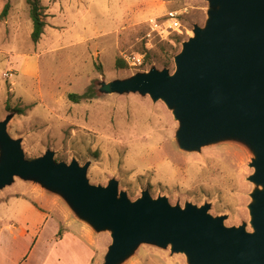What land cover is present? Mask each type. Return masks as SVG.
Here are the masks:
<instances>
[{
	"label": "rangeland",
	"instance_id": "obj_1",
	"mask_svg": "<svg viewBox=\"0 0 264 264\" xmlns=\"http://www.w3.org/2000/svg\"><path fill=\"white\" fill-rule=\"evenodd\" d=\"M39 1L46 27L34 44L26 0H0V12L10 5L0 22V122L13 115L6 132L21 141L25 159L50 151L57 163L88 164L92 186L116 181L118 196L123 193L131 202L148 192L152 200L165 198L172 207L208 206L207 214L223 218L224 227L251 232L249 206L261 187L250 181L255 154L247 143L222 138L181 150L180 122L162 99L100 91L104 83L151 70L172 74L182 43L205 26L209 3ZM171 12L179 15L177 29L166 18ZM134 57L140 64L132 63ZM89 87L95 91L91 100L68 99ZM0 229V264H105L111 245L109 229L97 232L78 221L58 195L33 179L14 177L0 190ZM22 231L28 235L21 237ZM38 233L39 242L28 254L29 238ZM64 246L74 247L79 262L68 260L72 251L61 252ZM118 264L189 263L170 245L140 242Z\"/></svg>",
	"mask_w": 264,
	"mask_h": 264
},
{
	"label": "water",
	"instance_id": "obj_2",
	"mask_svg": "<svg viewBox=\"0 0 264 264\" xmlns=\"http://www.w3.org/2000/svg\"><path fill=\"white\" fill-rule=\"evenodd\" d=\"M203 28L182 43L175 70L138 74L104 83L102 93H140L162 99L179 120L181 150H195L213 140L234 138L255 154L250 181L261 189L249 206L251 232L226 228L223 218L207 214L208 206L172 207L148 192L134 202L117 182L95 187L86 178L88 164L57 163L52 152L27 160L21 141L11 139L0 122V190L14 177L35 180L58 195L78 221L93 230H110L105 264L126 259L140 242L170 245L189 264H264V0H206Z\"/></svg>",
	"mask_w": 264,
	"mask_h": 264
},
{
	"label": "trees",
	"instance_id": "obj_3",
	"mask_svg": "<svg viewBox=\"0 0 264 264\" xmlns=\"http://www.w3.org/2000/svg\"><path fill=\"white\" fill-rule=\"evenodd\" d=\"M26 4L28 6L29 19L32 22V32H31V41L34 44H37L44 33V28L46 27V15L45 8L41 5L39 0H26ZM10 9V5L7 2L2 11L0 12V22L5 20L8 16V12ZM122 62V67H126L125 63ZM95 96V91L93 87H89L86 89L84 93L81 95L78 94H69L68 99L73 103H80L82 101L91 100ZM18 114H21L20 110H14Z\"/></svg>",
	"mask_w": 264,
	"mask_h": 264
},
{
	"label": "crops",
	"instance_id": "obj_4",
	"mask_svg": "<svg viewBox=\"0 0 264 264\" xmlns=\"http://www.w3.org/2000/svg\"><path fill=\"white\" fill-rule=\"evenodd\" d=\"M0 231L2 232V231H4L3 229H0ZM19 235L21 236V237H25V236H27L28 234H27V232H25V231H22V232H20L19 233ZM39 242V233L35 236V238L33 237V238H29V244H28V246H29V248H27V246H26V252L29 254L35 247H36V245H37V243ZM58 248H60V246H58ZM65 248H68V249H70L71 251H72V253H70L69 254V256H68V260H71V261H74V260H76V261H78V259H77V255H76V252H75V249H74V247L72 248V247H70V246H64V247H61V252H62V250L63 249H65ZM25 252V253H26ZM21 257H23V255L21 256ZM64 258L62 257V255H61V263L62 262H64ZM79 262V261H78ZM18 264H19V262H18ZM79 264H81L80 262H79Z\"/></svg>",
	"mask_w": 264,
	"mask_h": 264
},
{
	"label": "built area",
	"instance_id": "obj_5",
	"mask_svg": "<svg viewBox=\"0 0 264 264\" xmlns=\"http://www.w3.org/2000/svg\"><path fill=\"white\" fill-rule=\"evenodd\" d=\"M178 14L177 13H175V12H171V13H169L167 16H166V18L168 19V21L170 22V26L173 28V29H177V28H179L180 27V23H179V21H178ZM132 63L134 64V65H136V64H140V59H138V58H132Z\"/></svg>",
	"mask_w": 264,
	"mask_h": 264
}]
</instances>
